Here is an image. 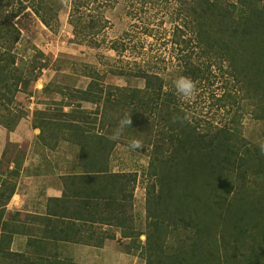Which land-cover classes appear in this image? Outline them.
I'll use <instances>...</instances> for the list:
<instances>
[{"label": "trees", "instance_id": "trees-1", "mask_svg": "<svg viewBox=\"0 0 264 264\" xmlns=\"http://www.w3.org/2000/svg\"><path fill=\"white\" fill-rule=\"evenodd\" d=\"M96 1L70 2L69 23L77 43L107 42L104 35L110 21L104 11L91 6ZM135 1L143 6L149 2ZM260 1L189 0L186 16V27L205 51H218L229 61L238 91L257 101L264 99V3ZM30 9L53 32L61 25L60 11L51 0H0V124L9 131L29 113L17 99L26 89L24 84L38 78L47 66L24 61L16 51L22 38L17 19ZM212 28L219 32L218 38L211 36ZM183 67L182 75L192 79L211 72L210 64L202 69L190 59ZM113 72L125 74L122 69ZM88 75L91 81L86 88L72 90L78 104L73 103L71 110L64 108L70 103L61 101L53 109L34 111L33 126L41 129L42 143L51 148L61 140L74 145L81 173L65 175L63 197L49 199L51 216L44 218L46 228H36L42 235L29 240L33 253L12 249L16 234L34 228L23 223L19 212L8 210L25 152H13L5 162L7 146L0 157V264H84L49 250L61 242L104 247L117 239L115 227L140 250L146 264H233L229 246L240 254L241 264H264V191L258 197L260 190L251 185H258L257 178L264 183V148L246 143L237 126L201 129L181 108L175 91L164 90V78L155 73L140 70L144 88L108 87L99 82L95 71ZM82 102L94 103L97 109L89 111ZM125 119L132 123L121 130ZM118 133L132 134L131 140L146 133L142 141L152 149L142 173L148 179V232L132 223L139 174L111 168ZM117 134L119 139L113 137ZM180 228L194 234L188 236L191 243L184 242L188 249H167V237ZM143 234L144 244L139 241ZM246 239L253 241L249 253L242 250Z\"/></svg>", "mask_w": 264, "mask_h": 264}, {"label": "rangeland", "instance_id": "rangeland-1", "mask_svg": "<svg viewBox=\"0 0 264 264\" xmlns=\"http://www.w3.org/2000/svg\"><path fill=\"white\" fill-rule=\"evenodd\" d=\"M70 2L71 0H51L60 11L61 25L56 32L47 28L31 9L17 19V24L22 30V38L16 46L19 56L23 57L24 61L35 60L36 64H47L38 78L29 81L26 86L24 84L25 91L19 93L20 107L26 110L29 109L28 106L35 110L53 109L57 105L55 102L64 101L71 105L65 106V110H71L73 103L78 104L72 90L86 88L91 81L88 74L94 71L99 74V82L105 86L144 88L145 79L138 75L140 70H144L164 78V90L175 91L173 81L185 77L182 75L183 66L186 59H190L198 68L206 69V65L210 64L211 72L202 77L198 76L197 79L188 77L195 83L196 92L189 101L179 99L181 108L190 113L191 119L199 123L201 129L210 127L216 131L212 128L222 124L237 126L239 135L246 143L252 147L264 148V99L257 101L246 92H239V84L230 73L229 61L221 58L218 51L206 52L203 44L193 35L192 29L186 27L189 0H149L144 6L135 0H97L96 3H91V6L104 11L110 21L104 35L107 42L99 46L80 44L73 40L72 26L69 23ZM260 2L264 3V0ZM210 31L212 37L220 36L214 28ZM116 40L119 44H112ZM114 45H118L116 48H119V51L113 48ZM120 69L124 70L125 74L113 72H119ZM61 91L67 94L64 95ZM82 106L89 111L97 109L91 102H82ZM97 124L96 130H99ZM123 133L129 132L125 130ZM119 135H113L120 142L111 155V168L116 172L132 171L139 174L131 211L134 219L132 223L148 232V179L142 173L150 163L152 149L142 141L146 133H141L142 138L138 141L142 148L136 151L129 147L132 134ZM60 148L67 151L68 146ZM37 149L40 150L39 146L33 143L31 150ZM8 151L5 162L13 152L25 150L12 144L8 146ZM57 160L60 166L65 165L61 152L57 155ZM255 178L253 176V182ZM257 180V186L255 183L251 185L260 190L257 195L260 197L264 191V183L261 184ZM115 230L116 240L107 241L104 247L79 244L70 251V255L73 254L70 258L84 264H146L139 256L140 250L133 246L131 240L121 237L120 228L115 227ZM188 236L194 237V234L185 228L173 232L167 237V249H188L187 245H184V242L191 243ZM139 241L144 244L146 234H143ZM251 242L252 239L243 241L244 252L251 251ZM130 246H133L132 254L127 253ZM228 251L234 254L233 264L242 263L240 254L231 246Z\"/></svg>", "mask_w": 264, "mask_h": 264}, {"label": "crops", "instance_id": "crops-1", "mask_svg": "<svg viewBox=\"0 0 264 264\" xmlns=\"http://www.w3.org/2000/svg\"><path fill=\"white\" fill-rule=\"evenodd\" d=\"M17 99H20L19 95ZM28 107L30 109H28V115L21 119L14 130L9 131L0 124V157H3L9 144H17L19 148L25 150L22 173L16 193L8 205V210L19 212L23 223L34 228L32 231L18 233L14 237L12 249L26 254H29V251L30 253L35 252V249L29 245L30 238L42 235L36 228H46V222H43L44 218L51 216L49 214V199L63 197L64 176L81 173L76 168L77 148L62 140L54 148L44 145L39 139L41 129L33 126L35 108ZM41 109L45 110L46 108ZM33 143L37 144L40 150H31ZM64 145L68 146L67 151L60 148ZM60 152L63 155L64 166H60L57 160V155ZM78 245V243L61 242L57 248L51 247L49 251H57L62 256L72 257L73 254L70 255V251Z\"/></svg>", "mask_w": 264, "mask_h": 264}, {"label": "clouds", "instance_id": "clouds-1", "mask_svg": "<svg viewBox=\"0 0 264 264\" xmlns=\"http://www.w3.org/2000/svg\"><path fill=\"white\" fill-rule=\"evenodd\" d=\"M173 86L175 89V94L177 95V97L181 101H189L195 95L196 85L188 77H179V78L175 79L173 81ZM185 118L187 119V117H185ZM131 123H132L131 119L122 120L121 121V130H123L124 127L131 125ZM129 147L131 150L136 151V150H139L140 148H142V144L138 140L133 139L130 142Z\"/></svg>", "mask_w": 264, "mask_h": 264}]
</instances>
